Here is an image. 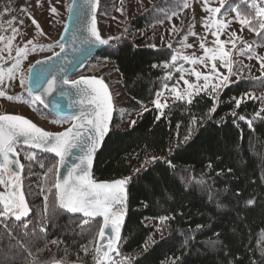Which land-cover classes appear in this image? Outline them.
<instances>
[{
	"label": "trees",
	"instance_id": "trees-1",
	"mask_svg": "<svg viewBox=\"0 0 264 264\" xmlns=\"http://www.w3.org/2000/svg\"><path fill=\"white\" fill-rule=\"evenodd\" d=\"M187 4L152 1L126 18L123 28L78 74L99 76L111 89L103 71L110 63L125 95L114 101L113 123L92 172L95 180L127 179L124 226L110 264H124L120 254L130 264H264V72L253 75L239 59L233 60L234 79L219 90L194 93L191 103L176 98L160 109L145 108L178 79L176 45L184 30L169 45L142 43ZM234 8L250 19L254 16L255 10L242 0H224L221 11ZM116 10L115 0H100L98 24ZM244 27L254 36L253 47L235 54L248 59L254 47L264 46V31L257 19L252 23L255 31ZM54 42L52 48L41 49L45 55L56 50ZM13 94L58 127L69 121L33 103L26 86ZM132 113L139 114L135 123L120 128L123 116ZM21 150L31 215L21 221L11 213L0 217V264L96 263L101 257L97 249L106 241L99 237L101 221L84 223L85 218L61 210L54 187L56 159ZM151 220L164 226L158 230Z\"/></svg>",
	"mask_w": 264,
	"mask_h": 264
},
{
	"label": "snow or ice",
	"instance_id": "snow-or-ice-1",
	"mask_svg": "<svg viewBox=\"0 0 264 264\" xmlns=\"http://www.w3.org/2000/svg\"><path fill=\"white\" fill-rule=\"evenodd\" d=\"M249 8L254 9V16L250 19L247 15L240 12L238 8L232 9L239 17V23L241 25H246L252 29L253 19H257L259 23V28L264 31V20H259L258 18H264V0H242ZM75 3V0H74ZM85 3L92 7L94 10L97 6V0H85ZM224 0H220V5L223 7ZM205 11L210 13H215L219 15L221 13V7H210L209 0H204ZM37 5H39V0H37ZM187 6V5H185ZM69 10H72V6H69ZM25 11V9H21ZM53 14H58L55 7L51 8ZM15 17H13V22ZM22 23V21H20ZM35 24V20H33ZM229 21L219 22L218 30L212 34L217 37L215 43L219 46V58L224 60L225 57L229 56V51L225 50L226 44H231L232 48L236 47V39H239L236 33L232 34L228 40H219V27H226ZM39 29V25H36ZM208 27V25H205ZM88 35L84 36L82 39L76 35L80 32V28L77 27L73 30V42L80 39L81 43L91 44L93 42H98L101 45L107 44L108 41L102 39L100 33L96 27L95 17L93 16L92 21L86 26ZM255 31V29H252ZM13 35L8 40L5 49H0V52L7 50L8 55L11 56L12 52V41L15 39L17 29L13 27ZM258 35L261 33H257ZM195 35V33H193ZM63 39V37L61 38ZM4 37L0 36V41H3ZM31 43V41H28ZM57 46L60 47L61 52L64 51V45L57 42ZM204 47V45H201ZM251 46L249 45V50ZM34 50V49H33ZM207 52L211 53L205 57L206 60H211L212 73H217L218 69L215 61L218 56L211 49H207ZM16 55H23L25 58L27 56L26 49H17ZM58 55V54H57ZM4 57L0 56V59ZM184 59H188L184 57ZM175 57H173V62ZM198 61L193 59L191 63L195 64ZM204 63V61H199ZM40 63V62H38ZM262 66H264V59L261 60ZM20 61L17 60L13 68L8 70L7 76L9 80L15 78L14 70L19 67ZM207 66V65H205ZM225 67L231 68L227 61H224ZM34 67V66H33ZM31 72V69H30ZM197 80L203 76L205 81L202 88H195L194 85L189 84L187 80L184 83L189 89H193V92H188L187 96L188 103L192 102L193 94H198L201 90H207L209 88V75L203 74L200 71L193 70L192 73ZM3 69H0V84L4 83L3 79ZM39 79V77H38ZM183 79V78H182ZM224 81H227L228 77L225 76ZM24 80L21 78L20 84L23 85ZM45 83L47 87L43 89V94H51L56 88V79L52 77L51 79H46ZM62 83L64 85H70L71 88L76 90V95L79 97L78 103L81 106L88 105L91 106V112H87L82 107L79 115H73L71 119L76 121L73 125L63 132L60 133H50L42 128L38 127L36 124L32 123L27 118L18 115H0V185H3L6 192H0V204L3 205V210L0 211V217H6L11 213L16 221H21L22 217L28 214L27 204L24 199L22 190L17 192L16 189L20 187V176L19 172L16 171L15 165L18 163L17 159L18 153L16 151V145L20 138H23V143L30 145L33 148H43L46 151L52 152L56 157L59 158V163H63L66 155H68L72 149L78 147L80 144V137L82 129L93 133L88 137V145L84 151V155L79 158V163L73 165L72 169L68 172L67 177L63 178L62 182L57 181L54 185L57 190V195L60 200L61 207L67 209L69 212L82 213L85 218H95L103 217L105 228L111 223L112 230L116 233L115 239H110L107 246H101L97 249V252H102L103 256L97 261V264H110L109 253L114 252V244L119 240V227L123 221L122 208L126 200V187L127 179L116 180L114 182H96L91 178L88 168L91 166L92 154L96 150L97 144L103 139L104 135L108 131V123L111 118V111L113 109L111 96L108 92L107 86L104 84L102 79L95 77L85 78L81 77L78 80H72L65 78ZM86 87H82L85 86ZM213 91H215V86H213ZM31 91V89H29ZM172 91L175 93L177 99H184L185 96L178 89L173 88ZM64 93L62 92V95ZM160 95L159 93L157 94ZM0 97H5L8 100H14L15 97L7 96L4 91H0ZM253 98V97H249ZM39 102L44 104V99L41 94H36L33 97V103ZM239 101H237V107H239ZM155 107L160 109L167 106V100L161 104L160 100L154 101ZM46 106V105H45ZM215 109H210L214 111ZM264 111V110H262ZM235 115V113H234ZM259 115V113H257ZM240 120H245L246 117L240 115L238 117ZM133 124L135 121L132 122ZM249 123H251L249 121ZM155 159V157H153ZM11 162V167H10ZM23 168V165H19ZM7 174V178H5ZM15 181V183H13ZM249 206L254 204L253 200L247 201ZM120 213V214H118ZM167 219V217H162L161 220ZM86 219L84 223H87ZM27 227V225H24ZM99 237L103 239L104 230L101 229Z\"/></svg>",
	"mask_w": 264,
	"mask_h": 264
},
{
	"label": "rangeland",
	"instance_id": "rangeland-1",
	"mask_svg": "<svg viewBox=\"0 0 264 264\" xmlns=\"http://www.w3.org/2000/svg\"><path fill=\"white\" fill-rule=\"evenodd\" d=\"M70 0H21L23 9H25L26 19L25 25L22 31L16 32L15 39L12 41V52L11 56L8 55L7 50L0 52V56L4 57L0 59V69H3L4 83L0 84V91H4L7 96H14L13 93L22 90L26 86L27 71L30 64L37 58L44 56L46 52L41 49L44 47L52 48L53 42L57 39L60 30L63 26L67 8ZM114 1V0H113ZM154 0H115L117 5L116 12L106 21L99 24V28L102 34L106 37H112L117 34L123 27L124 20L132 17L139 12L143 11L144 8L148 7ZM210 7H221L220 0H209ZM55 7L58 14H53L51 8ZM204 0H188L187 9L173 17L169 21L165 22L155 28L154 32L151 33L143 41L144 46L157 47L161 45H169L171 40L176 39V36L181 32V37L178 38L179 43L176 45V56L181 62L177 65V69L180 71L178 79L160 93L153 101L148 103L145 108L155 106L154 101L160 100L161 104L167 100L176 99L175 93L172 91L173 88L178 89L184 94L185 98L188 92H193V89H189L184 83L185 80L189 84L194 85L195 88H202L205 81L203 76L199 80L192 74L193 70L200 71L203 74L209 75V87L215 91L219 90L226 83L231 82L234 78L230 75L229 67H225L224 61L226 60L232 69L231 65L233 60L239 59L241 65H247L249 73L253 75H259L264 72V66H262L261 60L264 59V46L254 47L255 50L251 58H244L241 55H236L235 52L241 49L249 50L253 47L252 38L253 34L244 25L239 23V17L233 11H221L219 15L210 13L204 10ZM126 12L124 15L123 12ZM35 20V24L33 23ZM229 21L226 27H219V40L225 41L232 37L233 33H236L239 39H236V47L232 48L231 44L225 45V50L229 51V56L225 57L224 60L220 59L219 46L215 43L217 37L212 33L218 30V23ZM39 25V29L36 25ZM208 25V27H205ZM195 33V35H193ZM13 32L4 37L3 41H0V49H5L8 40L12 37ZM31 41V43H28ZM55 44V43H54ZM204 45V47H201ZM17 49H26V58L21 55H16ZM34 49V50H33ZM53 49H57L53 46ZM207 49H211L218 56L215 61L218 72L212 73L211 60H206L205 57L211 53L207 52ZM187 57L188 59H184ZM195 59L198 62L193 64L191 61ZM19 60V67L14 70L15 78L12 80L8 79V70L13 68L16 61ZM204 61L200 63L199 61ZM207 65V66H205ZM103 71L108 73L105 75L109 81L112 89V95L114 101L122 100L125 95L122 87L119 83V76L110 63H106L103 67ZM238 74V73H237ZM227 76V81H224V77ZM21 78L24 80L23 85L20 84ZM183 78V79H182ZM202 91V90H201ZM4 112L23 114L32 120H42L41 124L47 125V129L57 131L66 126V123L58 127L57 122L54 120H48L47 118L40 117L30 104L26 102H20L14 100H8L5 97H0V114ZM138 113H132L127 116H123L118 126L120 128H128L133 121L138 118ZM125 178H128L127 176ZM3 186L0 185V192ZM158 230L161 225L160 222L152 221ZM159 233V232H158ZM157 233V234H158Z\"/></svg>",
	"mask_w": 264,
	"mask_h": 264
},
{
	"label": "water",
	"instance_id": "water-1",
	"mask_svg": "<svg viewBox=\"0 0 264 264\" xmlns=\"http://www.w3.org/2000/svg\"><path fill=\"white\" fill-rule=\"evenodd\" d=\"M99 5H100V0H97V6L93 10L91 6L85 3V0H75V3H74V0H70L63 27L61 28L60 33L54 42L56 46H57L58 41L59 43L63 44L64 51L61 52L60 47L57 46V49L53 51L52 53L45 55V56L37 57L31 63L27 71L26 88L29 94L32 96V98L36 94H41L44 99V104H40L39 102H36V103L40 105L42 108H44L45 110L49 111L51 114H53L57 118L71 120L69 125L65 126L61 130L49 131V130L42 128L37 123H35L32 119H30L29 117L25 115L9 113V112H5L0 115L22 116L24 118H27L32 123L36 124L38 127L42 128L43 130L47 132L60 133V132H63L65 129L71 127L73 123H76V121H73L71 117L73 115H79L82 110V107L87 112H91L92 110L91 106H88V105L81 106L77 102L79 97L76 95V90L71 88L70 85H64L62 81L65 78L72 79V80H78L81 77H85V78L95 77L98 79H102L96 75H78L84 70L86 65L93 59V57L98 52H100L102 49H104L107 46V44L110 42L109 37L104 36L101 33V30L99 28V24L97 20V13H98ZM69 6H72L71 11L69 10ZM93 16L95 17L96 27L100 33L101 38L107 40L108 43L104 45H101L98 42H93L91 44H88V43H81L80 39H77L75 42H73V30L76 29L77 27H79L81 30L80 32L76 33L78 37L82 39L84 36L88 35L86 26L91 23ZM62 37L63 39H61ZM30 69H31V72H30ZM52 77H55L56 79L55 90L51 94H43V89L47 87L45 80L51 79ZM102 80L108 88V92L111 96L113 109L111 111V118L108 123V131L104 135L103 139L97 144L96 150L92 154L91 166L88 168V171L92 179H93L92 172H93V167H94L96 156L99 153L105 139L107 138L110 132L113 119H114V115H115V104H114V99H113L111 89L109 85L107 84V82L104 79ZM82 87H86V85ZM29 89H31V91H29ZM62 92L64 93L63 95H62ZM80 131L82 133L80 137V144L78 145V147L72 149L68 155H66L65 160L62 164L59 163V158L56 157L54 153L46 151L43 148H33L30 145L24 144L23 138H20L16 147L21 146L23 148H26V149H29L35 152L45 153V154H49L53 156L56 159L55 183L57 181L62 182L63 178L67 177L68 172L72 169L73 165L78 164L80 162L79 158L84 155L83 149H85L88 145V137L93 134L87 131L86 129H82ZM15 159H17L18 161V163L15 165V168H16V171L19 172V176L21 178L22 168L19 167V165H21L19 154ZM0 162H2V158H0ZM121 179L123 178H115L111 180H95V179L93 180L96 182H114L116 180H121ZM13 183H15V181ZM21 190L23 192L24 199H25V202L28 208V214L22 217L21 219V220H25L31 215V208L27 202L25 193L21 186L19 187V189H17V192H20ZM55 191H56V202H57L58 207L61 210H63L64 212L70 215H73V216L78 215V216H81L82 218H85L82 213L69 212L67 209L61 207L60 200L57 195V190L55 189ZM126 193H127L126 200L121 210L122 215H123V221L119 227V240L113 246L115 248V251L109 253L110 260H111V256L118 249V246L121 241V236H122V231H123V226H124V216H125V211L127 209V203H128L127 187H126ZM85 219H91V220L98 219L101 221L99 230L100 231L101 229L104 230V237L106 239V241L102 244V246L106 247L110 239H115L116 233L113 232L111 223H109V225L105 228L103 217L85 218ZM102 256H103V253L101 252L100 259L102 258ZM94 264H97V262Z\"/></svg>",
	"mask_w": 264,
	"mask_h": 264
},
{
	"label": "built area",
	"instance_id": "built-area-1",
	"mask_svg": "<svg viewBox=\"0 0 264 264\" xmlns=\"http://www.w3.org/2000/svg\"><path fill=\"white\" fill-rule=\"evenodd\" d=\"M21 9L20 0H0V36H8L12 32L13 27L17 31H21L24 28L26 14ZM13 17H15L14 22ZM261 20H264V18H261ZM33 119L37 124L47 129V125L41 124L44 121ZM119 258L124 264H130L123 254H120Z\"/></svg>",
	"mask_w": 264,
	"mask_h": 264
},
{
	"label": "flooded vegetation",
	"instance_id": "flooded-vegetation-1",
	"mask_svg": "<svg viewBox=\"0 0 264 264\" xmlns=\"http://www.w3.org/2000/svg\"><path fill=\"white\" fill-rule=\"evenodd\" d=\"M10 113V112H9ZM2 114V113H1ZM15 114H18V113H15ZM21 115H23V114H21ZM70 121L71 120H69L67 123H66V126L67 125H69V123H70ZM63 127V126H62ZM64 127H65V125H64ZM63 127V128H64ZM63 128H61V129H63ZM61 129H59V130H61ZM21 148H23V147H21V146H17L16 147V149H17V152H18V154H19V158H20V162H21V165H23V158H22V150H21ZM10 167H11V164H10ZM23 172H24V168H22V177L20 178V186L23 188V191L25 192V187H24V184H23ZM5 178H7V174H5ZM14 182V181H13ZM3 186V185H2ZM17 189H19V188H17ZM17 189H16V191H17ZM1 192H6V190H5V188H4V186H3V189H2V191ZM1 205V204H0ZM1 207L3 208V206L1 205ZM13 216V215H12ZM14 217V216H13Z\"/></svg>",
	"mask_w": 264,
	"mask_h": 264
}]
</instances>
